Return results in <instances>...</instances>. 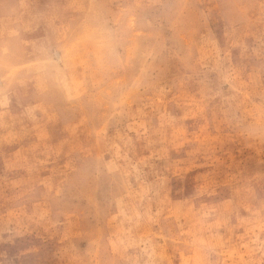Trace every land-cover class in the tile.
<instances>
[{
	"label": "rangeland",
	"instance_id": "obj_1",
	"mask_svg": "<svg viewBox=\"0 0 264 264\" xmlns=\"http://www.w3.org/2000/svg\"><path fill=\"white\" fill-rule=\"evenodd\" d=\"M0 264H264V0H0Z\"/></svg>",
	"mask_w": 264,
	"mask_h": 264
}]
</instances>
